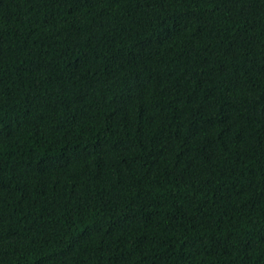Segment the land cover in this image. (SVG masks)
I'll return each mask as SVG.
<instances>
[{
    "label": "trees",
    "instance_id": "trees-1",
    "mask_svg": "<svg viewBox=\"0 0 264 264\" xmlns=\"http://www.w3.org/2000/svg\"><path fill=\"white\" fill-rule=\"evenodd\" d=\"M0 264H264V0H0Z\"/></svg>",
    "mask_w": 264,
    "mask_h": 264
}]
</instances>
